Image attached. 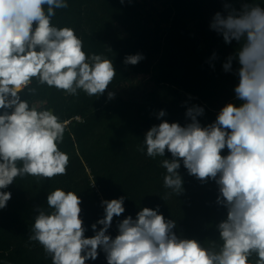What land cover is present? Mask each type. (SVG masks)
Here are the masks:
<instances>
[{
    "label": "clouds",
    "instance_id": "clouds-1",
    "mask_svg": "<svg viewBox=\"0 0 264 264\" xmlns=\"http://www.w3.org/2000/svg\"><path fill=\"white\" fill-rule=\"evenodd\" d=\"M123 3L124 0H121ZM240 7L225 2L210 21V29L225 44L237 42L222 68L233 72L238 84L235 100L202 126L204 107H186L190 122L181 125L157 119L144 135L138 150L155 159L165 157L163 184L181 195L184 181L181 165L201 184L218 186L216 204L226 217L209 247L195 238L177 235L176 221L155 209L143 207L134 219L128 215L117 223L118 235L108 234L114 217L125 213V197L103 200L104 216L91 225L95 235L86 237L82 199L72 191L57 188L47 196V206L35 211L29 241L38 242L52 264H86L102 250L107 264H264V6L239 0ZM46 6V10H45ZM66 0H0V209L7 206L11 192L4 191L17 177L30 175L51 180L65 175L69 157L58 145L65 127L50 110H38L22 98L35 79L39 85L77 96H103L116 75L111 60L83 50V42L69 27L52 24L57 9L68 8ZM144 56L127 55L125 65H137ZM217 59L214 52L211 61ZM214 68V64L212 65ZM108 92V98H114ZM227 149L228 154L222 155ZM166 201V198H163ZM98 225L102 226L98 228Z\"/></svg>",
    "mask_w": 264,
    "mask_h": 264
},
{
    "label": "trees",
    "instance_id": "trees-1",
    "mask_svg": "<svg viewBox=\"0 0 264 264\" xmlns=\"http://www.w3.org/2000/svg\"><path fill=\"white\" fill-rule=\"evenodd\" d=\"M157 9L153 0H66L68 8L57 9L52 24L69 27L82 39L83 50L111 60L116 75L103 96H87L82 90L77 96L34 79L22 98L35 104L38 110H51L59 121L72 118L64 125L63 142L59 149L69 157L65 175L51 180L30 175L17 177L4 191L11 192L7 206L0 209V264H52L38 242H30L35 209L39 206L51 212L47 196L57 188L77 193L82 199V219L86 237L95 235L91 228L104 216L103 200L125 197V213L114 217L108 234L118 235L117 223L128 215L134 219L143 207L155 209L166 219L176 221L177 235L195 238L209 247L219 232L216 225L226 217V210L216 204L218 186L209 180L201 184L181 165L184 193L177 195L166 189L161 167L165 157L150 158L139 151L144 135L162 119L179 122L186 119V107L198 104L205 109L199 117L202 126L215 121L219 111L235 100L234 88L238 67L225 73L222 65L234 52L237 42L225 44L222 36L210 29V21L225 2L240 7L239 0H163ZM264 6V0H250ZM46 10V6H45ZM217 59L211 61L213 53ZM144 56L137 65H125L127 55ZM214 64V68L213 65ZM134 73H148L155 86L144 90L138 100L124 94L133 87ZM108 92H114L112 99ZM2 111V110H0ZM82 117L78 121L76 116ZM227 149L222 155H227ZM89 168L93 174L87 170ZM166 198V201L163 199ZM102 227L98 225V228ZM255 257L251 258L254 264ZM86 264H107L101 250L95 261Z\"/></svg>",
    "mask_w": 264,
    "mask_h": 264
},
{
    "label": "rangeland",
    "instance_id": "rangeland-1",
    "mask_svg": "<svg viewBox=\"0 0 264 264\" xmlns=\"http://www.w3.org/2000/svg\"><path fill=\"white\" fill-rule=\"evenodd\" d=\"M153 2L157 9H162L165 5L163 0H153ZM133 80V87L124 94L125 97L132 100H138L144 90L152 89L155 86L148 73H134Z\"/></svg>",
    "mask_w": 264,
    "mask_h": 264
},
{
    "label": "built area",
    "instance_id": "built-area-1",
    "mask_svg": "<svg viewBox=\"0 0 264 264\" xmlns=\"http://www.w3.org/2000/svg\"><path fill=\"white\" fill-rule=\"evenodd\" d=\"M76 119H77L78 121H80V120H82V117L79 116V115H77V116H76ZM71 120H72V118H70V119H66L65 121H61V122L63 123V125H67V124H69V123L71 122ZM87 170L89 171V173H91L90 176L93 177V174H92L91 170H90L89 168H87ZM118 234H119V233H118Z\"/></svg>",
    "mask_w": 264,
    "mask_h": 264
},
{
    "label": "water",
    "instance_id": "water-1",
    "mask_svg": "<svg viewBox=\"0 0 264 264\" xmlns=\"http://www.w3.org/2000/svg\"><path fill=\"white\" fill-rule=\"evenodd\" d=\"M50 111H52V109Z\"/></svg>",
    "mask_w": 264,
    "mask_h": 264
}]
</instances>
